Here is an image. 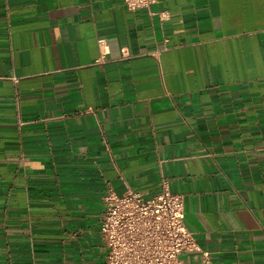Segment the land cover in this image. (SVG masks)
<instances>
[{
    "label": "crops",
    "instance_id": "crops-1",
    "mask_svg": "<svg viewBox=\"0 0 264 264\" xmlns=\"http://www.w3.org/2000/svg\"><path fill=\"white\" fill-rule=\"evenodd\" d=\"M163 181L264 264V0H0V264H105V193Z\"/></svg>",
    "mask_w": 264,
    "mask_h": 264
},
{
    "label": "built area",
    "instance_id": "built-area-1",
    "mask_svg": "<svg viewBox=\"0 0 264 264\" xmlns=\"http://www.w3.org/2000/svg\"><path fill=\"white\" fill-rule=\"evenodd\" d=\"M120 2L135 11L148 10L153 0ZM102 205L99 234L105 264H187L180 258L183 252L200 254V261L193 264H213L185 225L183 196L171 192L166 181L150 197L132 190L122 195L108 190Z\"/></svg>",
    "mask_w": 264,
    "mask_h": 264
}]
</instances>
